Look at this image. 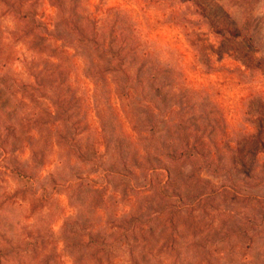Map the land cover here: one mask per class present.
<instances>
[{
  "label": "trees",
  "instance_id": "obj_1",
  "mask_svg": "<svg viewBox=\"0 0 264 264\" xmlns=\"http://www.w3.org/2000/svg\"><path fill=\"white\" fill-rule=\"evenodd\" d=\"M4 1L0 0V3ZM5 8H7L5 15H11L20 24L21 29H24L18 38L19 44L26 48L25 53L22 54V60L27 61L29 57L39 63L43 59L50 67H42L41 71H37L38 64L31 68V63L28 62L29 70L25 66L23 68L31 72V74L28 73L29 78L27 77L29 81H20L15 78L16 71H12L15 74L11 75L3 73V69L0 68V100L7 96L9 103L14 100L12 106H16L18 114H21L23 105L19 91L21 88L31 91L30 84L33 82H30L31 77L37 79V74H46L49 77L58 72L65 82H71L68 87L74 89L76 82L80 79L78 75L74 76L77 70L93 85L92 91L98 108L96 114L99 119L104 122L107 120L108 112L103 110L106 108L111 113L122 115L128 123L136 127L139 126L143 114L148 115V119L144 120L139 127L145 129L140 130L136 137L122 127L118 118L111 116L108 124L110 123L109 127L113 128V130L110 129L112 132L110 133L106 125L96 131L97 142L104 144V151H99L94 145L87 147L80 143L81 139L88 134L86 129L79 127V124L74 126L71 135L75 146L71 144L67 146L65 140L70 142L69 130L62 127V121L59 119L61 115L55 113L52 106H48L49 112L35 111L33 113L34 120L29 126L42 125L45 128L40 129L39 126L27 131L32 133L27 145L18 140L24 135L22 129L24 126L20 123H14L12 120L15 126L2 127L0 158L9 161L10 156L20 153L22 148H27L31 152L28 162L31 171L29 169L25 171L17 159H12L11 169H5L24 182L26 193L35 196L39 194V190L46 193L47 189L41 182L47 179L52 182L53 189L58 185L66 187L68 202L74 213L64 221L60 230L59 235L64 243L63 253L73 261L81 254L83 258L79 262L84 264H119L116 262L115 254L123 253L122 250L128 248V257L121 264H138V249L141 252L145 250L141 244L137 243L136 236L140 235L142 242L148 243L143 236L149 230L150 218H155L160 224L164 222V225L173 227L172 218L164 221L163 215L180 217L183 215L182 209H187L188 215L194 216L185 220L186 224L190 225L188 231L191 233V237L184 243V247L189 249L187 253L195 254L197 257L199 253L202 254L204 252L200 244L202 240H205L207 245L213 246L209 236L211 226L207 220V214H205L206 223L203 224L201 221L199 227L195 226V218L202 217V214L197 213L199 210H197L196 202L202 203L208 199V193L203 190L191 199V196L188 197L185 192L192 188L185 184L184 180L176 188L166 190L171 184L172 177V171L167 165L169 161L180 163L187 158L198 159L200 153L196 148L203 150L206 148L208 151V148L212 146L207 142L203 144L201 141L194 143L195 146H189L182 140L184 145L166 147L161 138L158 137L160 142L154 140L159 134L167 138L169 136L167 134L174 129L173 126L182 124L181 116H179L180 119L174 120H171L170 116L182 115L179 111L184 103L172 104L166 109L168 113L163 115L164 118L157 107L161 96L170 98L172 92L177 91L174 88H184L185 80L179 65L174 60L166 59L162 54L165 52L163 48L168 49L170 54L174 53V50L167 46L160 48L153 45L151 41L148 42L143 35L135 31L134 21L130 20L124 11L117 8L105 9L102 0L94 5L91 0H6ZM48 10L50 13H47ZM0 39L6 40L7 37L2 34ZM62 39L69 41L50 47L53 42H61ZM5 69L8 72L11 71V67H5ZM16 81L22 82V84L19 83V88ZM70 88H67L66 98ZM191 94L196 95V92L193 91ZM148 95L150 99L144 97ZM65 96L61 93L58 96V107L67 101ZM112 97L115 98L116 105H113ZM31 98L33 96L30 100ZM69 100L74 102L73 98ZM43 114L49 116L50 121L42 122L43 119L40 120V116ZM165 121L168 128L164 127ZM3 124H12L11 119L5 120ZM43 131L46 134H43ZM147 133H150V145L146 142ZM248 133V136H251H247L243 144L236 142L231 146L227 143V148L231 155V170L249 181L253 179V174L258 169L255 165V162L259 160L258 155L264 154V128L257 133ZM39 134L45 139L48 138L47 142L37 143ZM256 136L259 140H255ZM172 140L168 139L169 143L178 144L179 140ZM252 147L258 151L248 158L247 155ZM216 148L217 151H208L205 157L208 167L216 166L212 160L215 153L219 155V149ZM90 153L91 157L88 158L87 155ZM48 162L52 165V170L41 175ZM75 163L79 164V169L74 167ZM88 164H92V167L86 170ZM261 167L264 174V161ZM84 168L86 172H81L80 169L84 170ZM196 168L199 170L200 165ZM215 170L218 168L215 167ZM98 171L99 179H95L94 176ZM138 171L142 172L141 176ZM73 174L76 177H72ZM156 175L161 177V181H158L155 186L153 177ZM134 177L142 180L141 185L133 180ZM1 180L2 178L0 182ZM238 184L241 185V183ZM230 190L233 192L231 199L247 201L251 198L258 202L257 197L248 195L249 191L243 193L238 185L236 190L224 187L223 192ZM92 193L96 194V197L91 198ZM153 194L159 196L156 197ZM240 194L244 197L239 198ZM149 195V206L148 203L144 206L140 201L145 202ZM12 197L4 193L0 195V264L13 259V254L10 253L12 245V241L9 240L10 229L6 224L11 219L17 220L16 217L10 218L13 214L6 211L7 207L16 203L14 196ZM168 198H171L172 203H167ZM224 199L223 201H227V198ZM121 200L124 202L123 207L121 211H118ZM164 208L177 211L164 213ZM30 210L29 215L25 216L27 220L38 213L34 207ZM235 211L236 207L232 205L230 208L226 206L223 212V218L226 217V219H223L220 231H224L226 237L234 236V238L223 243V246L227 245V248L221 251L222 258L219 261L223 264L227 260L252 264L250 261L243 262V260L248 259V250L254 247L256 240H259L255 238L263 226L258 220L255 221L257 214L243 213L236 222L237 228L227 227L224 220L232 222L238 215ZM123 217L126 219L122 220ZM251 223L256 231L245 229V225L249 226L248 224ZM53 234L51 228H46L44 232L41 231L40 236L30 240L27 246L28 249L32 247L34 252L27 249L22 255V251L17 248L16 250L20 252L19 256L24 257L21 264H49L60 259L61 253L56 249V245H52ZM161 246L166 247V241ZM197 249L199 251H194ZM209 258L207 253L202 255L203 263L209 264L206 261ZM31 261L32 263H29ZM79 262L74 264H80ZM15 264H17L16 261Z\"/></svg>",
  "mask_w": 264,
  "mask_h": 264
},
{
  "label": "rangeland",
  "instance_id": "obj_2",
  "mask_svg": "<svg viewBox=\"0 0 264 264\" xmlns=\"http://www.w3.org/2000/svg\"><path fill=\"white\" fill-rule=\"evenodd\" d=\"M98 1L91 0V3L94 5ZM5 5L6 0L4 3H0V36L4 34L7 37L6 40L0 39V68L3 69V73L11 75L15 74L12 71H16L18 75L15 74V78L20 81H29L28 73L31 74V72L23 68L25 66L29 70L28 62L31 63V68L38 64L37 71H41L42 67H50L43 59L39 62L41 64L29 57L27 61L22 60V54L25 53L26 48L19 44L20 39L18 38L24 29H21L20 24L11 15H5V9H7ZM102 5L105 9L117 8L124 11L127 17L134 21L135 31L143 35L148 42L151 41L153 45L160 48L167 46L173 49L174 53L170 54L168 49L163 48L165 52L162 54L166 59L174 60L183 73L184 88H174L177 91H173L170 98L161 96L157 102L162 117L167 115L166 109L172 104L181 105L184 103L183 108L179 111L182 115L170 116L171 120L180 119L179 116H181L182 124L173 126L174 129L167 134L169 135L167 138L159 134L154 140L160 142L158 137L161 138L166 147L182 145V140L189 146H195L194 143L201 141L203 144L207 142L212 146L208 148L209 152L217 151L216 147L219 149V155L215 153L212 158L218 170H215V167H208L206 164L205 157L208 155L206 148L205 151L196 148L200 153L198 159L196 157L187 158L184 162L169 161L167 163L172 171L171 184L166 189L167 191L176 188L184 180L185 184L187 183L192 188L185 192L188 197L191 196V199L203 190L208 193V199L202 203L196 202L197 210H199L197 213L202 214V217L195 218V226L199 227L201 221L205 224V214H207V220L211 226L209 236L213 246L207 245L205 240H202V243L199 241L204 250L202 254L199 253L197 257L195 254L187 253L189 249L184 247V243L191 237V233L188 231L190 225L186 224L185 220L194 216L188 215L187 209H182L183 215L180 217L163 215L164 221L172 218L173 227L168 224L164 225V222L160 224L155 218H150L148 221L149 230L143 236L149 245L142 242L140 235L136 236L137 243L141 244L145 250V252H141L138 249V264H204L202 255L204 256L206 253L210 256L206 260L209 264L219 263L222 258L221 251L227 248V245L224 247L223 243L234 238V236L226 237L224 231H220V225L223 224V219H226L225 216L223 218L224 209L226 206L230 208L232 205L236 207L235 213H238L239 216L236 215L232 222L224 220L227 227L237 228L236 222L240 214H257L255 221L261 222L263 227L259 229L260 232L255 238L259 240H256L254 247L248 250V259L243 262L264 264V221H262V219L264 220V174L261 167L264 154L258 155L259 160L255 162L258 169L253 174V179L248 181L231 170V155L227 148V143L231 146L236 142L243 144L251 136H248V132L257 133L264 128V0H102ZM47 13L50 11L48 10ZM62 34L64 35V33ZM60 41L53 42L50 47L64 44L69 40L62 39ZM5 67H11V71H6ZM77 75L80 79L79 82H76L74 89L68 87L71 82H65L58 72L49 75V77L46 74H37V79L31 77L30 82L33 81L30 84L31 91L24 88L19 91L23 101L21 114L17 113L16 106H12L14 100L9 103L8 96L1 99L0 132H2L3 126L12 128V125L15 126L14 123H20L24 126L22 128L24 135L18 140L24 144L28 143L32 133L27 131L32 130L33 127L45 128L42 125L29 126L34 120L33 113L35 111L49 112L48 106H52L53 111L61 115L59 119L62 121V127L69 130L70 142L65 140L67 146L70 144L75 146L71 135L74 126L79 124V127L86 129L88 134L81 139L80 143L87 147L94 145L99 151H104V144L97 142L96 131L106 125L111 133L113 128L109 127L110 123L108 124L111 116L118 118L122 127L135 137L140 130L145 129L139 127L144 120L148 119L146 114H143L139 126L136 127L128 123L122 115L111 113L106 108L103 110L108 112L107 120L104 122L99 119L96 114L98 108L92 91L93 85L76 70L74 76ZM19 83L22 84V82L16 81L18 88ZM67 88L70 89L66 98ZM193 91L196 92V95L191 94ZM60 93L65 96L67 101L58 107L57 99ZM31 96L33 98L30 100ZM39 96L41 98H38ZM144 97L150 99L149 95ZM72 98L74 102L69 100ZM78 100L81 101L77 102ZM112 103L116 105V100L113 97ZM6 105H8L7 110ZM177 110L179 109L177 108ZM8 119L9 121L11 119L12 124H3ZM29 119L30 121H28ZM50 119L44 114L40 116V120L45 123ZM166 122H164V127L168 128ZM42 133L46 134L44 131ZM168 139L179 141L178 144L173 145L169 143ZM47 140L48 138L45 139L40 134L36 139L37 143L41 141L43 144ZM255 140H259V137L256 136ZM146 142L150 145V133L146 134ZM14 144L16 145V142ZM256 151L258 150L252 147L247 157L251 158V155ZM29 157H31L30 150L22 148L20 153L11 155L9 161L0 158V178H2L0 195L4 193L11 197L14 196L16 203L7 207L6 211L13 214L10 218L16 217L17 219L14 221L11 219L6 223L10 229L9 240L12 241L10 253L13 254V259L2 264H15V261L17 264H21L24 257L19 256L20 252L16 249L19 248L23 255V251L28 249V242L35 239L36 236H40L41 231L44 232L46 228H51L54 233L52 245H56V249L61 253L60 259L49 264L77 263L82 260L83 256L79 254L74 261L68 258L63 253L64 243L59 235L64 221L74 213L68 202L66 187L58 185L53 189L52 182L47 179L41 182L45 185L47 192L39 190V194L35 196L25 192L24 182L18 176L5 170L12 167V159H17L25 171L30 170L28 167ZM87 157H91V153ZM47 164L41 175L52 170V165H49V162ZM197 165H200L199 170L196 168ZM74 167L79 169V164L75 163ZM91 167L92 164H88L86 170ZM80 170L86 172L85 168ZM138 174L141 176L142 172L138 171ZM98 176L99 171L94 178L99 179ZM72 177L76 176L73 174ZM133 180L137 181L138 185L142 183L138 177H134ZM153 180L156 186L157 182L161 181V177L156 175ZM236 185L243 190V193L249 191L248 195L257 197L258 202L251 198H248L247 201L234 200L231 199L232 190L223 192L224 187L236 190ZM187 189H189L188 186ZM92 197H96V194L92 193ZM243 197L242 194L239 195V198ZM224 198H227V201H223ZM145 200V202H143L144 200L140 202L143 205L148 203L150 195ZM171 201V198L167 199V203ZM123 203L121 200L120 206L117 208L118 211L122 210ZM32 207L36 208L38 213L27 220L25 216L29 215L28 211ZM176 211V209L165 210L164 208V213ZM124 219L126 218L123 217L122 220ZM248 225H245V229L249 231L255 229L256 231L252 223ZM164 241H166V247L161 246ZM28 250L34 252L32 247ZM122 251L123 253L115 254L116 262L119 264L128 257V248H124ZM240 262L242 263V261ZM241 263L230 260L225 262V264ZM220 264L223 263L220 262Z\"/></svg>",
  "mask_w": 264,
  "mask_h": 264
}]
</instances>
